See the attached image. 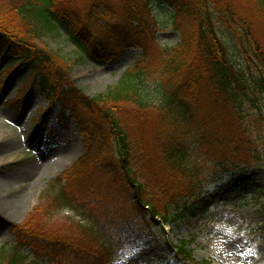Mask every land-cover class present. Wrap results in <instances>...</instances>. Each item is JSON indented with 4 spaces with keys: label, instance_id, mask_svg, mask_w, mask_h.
<instances>
[{
    "label": "trees",
    "instance_id": "16d2710c",
    "mask_svg": "<svg viewBox=\"0 0 264 264\" xmlns=\"http://www.w3.org/2000/svg\"><path fill=\"white\" fill-rule=\"evenodd\" d=\"M84 1V14L76 0L0 6V64L11 61L4 68L7 83L19 67L29 66L26 77L40 80L50 102L42 116L58 103L62 120H75L84 155L60 179L67 194L89 203L107 241L93 250L77 235L60 239L18 224L14 243L1 244L0 264H104L103 255L139 243L156 222L195 215L201 203L189 202L207 184L241 170L240 162H264V0H247L254 6L248 11L237 0H121L122 16L108 0ZM154 4L171 9L181 32L177 45L159 42ZM59 21L97 60L120 57L130 47L139 48L141 57L119 82L87 96L77 89L70 62L43 40L57 33ZM220 25L235 27L244 65L231 58ZM154 84L160 95L153 99L148 87ZM27 94L18 92V100ZM245 107L259 114L251 121L261 129L258 135ZM92 164L83 173L81 166ZM185 245L180 253L194 260Z\"/></svg>",
    "mask_w": 264,
    "mask_h": 264
},
{
    "label": "rangeland",
    "instance_id": "374dc122",
    "mask_svg": "<svg viewBox=\"0 0 264 264\" xmlns=\"http://www.w3.org/2000/svg\"><path fill=\"white\" fill-rule=\"evenodd\" d=\"M12 1L0 0V6L8 10ZM108 1L122 16L121 0ZM237 1L243 11L254 7L247 0ZM76 2L84 14L86 2ZM152 14L160 30L159 42L177 45L181 32L172 24L171 9L166 4L158 9L154 4ZM117 20L122 19L117 16ZM59 23L57 33L44 34L43 40L70 62L73 81L87 96L96 97L119 82L141 57L139 48L130 47L120 57L107 62L97 60L83 52L78 38L72 39ZM219 28L231 58L244 65V52L235 39V27ZM10 62L7 58L0 64V247L3 243H14L13 231L19 224L60 239L77 235L82 246L85 243L93 250L99 249V244L107 241L106 229L89 203H81L71 193H65L68 190L60 179L84 155L85 138L73 119L68 123L62 120L58 103L51 106L48 115H41L50 102L40 80L26 77L31 70L29 66L19 67L7 83L9 72H5L6 77L3 75ZM5 81L7 84L3 86ZM20 91L22 95L28 93L23 102L16 97ZM148 91L153 99L160 95L155 84ZM243 111L251 114L247 123L253 134L258 135L261 129L251 121L259 114L254 116L255 112L248 107ZM241 163L244 165L241 170L208 184L201 197L189 202L201 203L195 215H182L170 225H154L139 244L117 250L111 257L103 255L104 264H201L206 260L211 264H264V162ZM92 167L94 164L81 169L86 174ZM183 243L194 261H187L185 254L178 253Z\"/></svg>",
    "mask_w": 264,
    "mask_h": 264
},
{
    "label": "bare ground",
    "instance_id": "6f19581e",
    "mask_svg": "<svg viewBox=\"0 0 264 264\" xmlns=\"http://www.w3.org/2000/svg\"><path fill=\"white\" fill-rule=\"evenodd\" d=\"M40 154H43L42 152Z\"/></svg>",
    "mask_w": 264,
    "mask_h": 264
}]
</instances>
